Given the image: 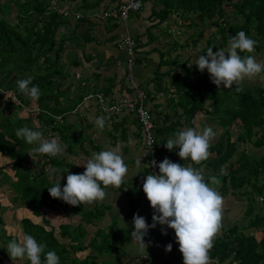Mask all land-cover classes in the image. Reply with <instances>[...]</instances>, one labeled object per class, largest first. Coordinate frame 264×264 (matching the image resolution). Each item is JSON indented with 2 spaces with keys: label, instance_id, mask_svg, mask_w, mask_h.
Masks as SVG:
<instances>
[{
  "label": "trees",
  "instance_id": "16d2710c",
  "mask_svg": "<svg viewBox=\"0 0 264 264\" xmlns=\"http://www.w3.org/2000/svg\"><path fill=\"white\" fill-rule=\"evenodd\" d=\"M53 2L54 0H0V139L5 144L9 142L7 139H13L7 131L8 125L15 129L28 127L40 130L46 139H51L56 134L60 143L66 145L65 150H68L69 142L66 138L69 135L66 130L70 124L65 114L82 95L75 101L69 99L71 82L67 81L69 73L62 57L69 45L81 50L82 42L79 37L82 36L84 40L88 37H85L86 32L79 35L77 31L82 18L70 24L57 13ZM168 2L173 5L168 6ZM93 5L87 3V0H80L78 4L70 5V9L80 11L92 8ZM170 7L189 15L188 24H192L193 19H213L212 24L219 32L220 46H224L239 31H244L257 42L255 50L264 47V0H163L158 17L163 18ZM225 7L231 12L225 14ZM110 15L117 18L115 13L111 12ZM196 40L198 39L192 38L191 41L196 43ZM206 43L208 46L210 41L207 40ZM239 54L242 57L246 55ZM72 62L75 63L74 60ZM171 62L173 60L169 57L162 61L167 65ZM155 74L158 75L157 71ZM28 77L40 89L41 94L37 100L25 97L17 88L16 81ZM171 78L176 83V89L183 92L177 95L180 111L175 114L183 116L185 126L192 128L189 122L191 117L196 112L204 111L222 129L217 140L210 145L209 153L212 156L203 161L208 169L206 182L209 177L214 176L218 180L215 189L220 195L230 192L241 194L244 198V209L240 215L242 223H235L227 228L222 226L220 234L214 238L209 255L216 258L217 264H264V155L250 154L243 147L246 142L254 147L264 144V88L237 91L236 85L231 89L223 86L214 89L211 84L204 93L188 80H180L178 74ZM2 90H9L14 100H10L7 95L2 96ZM147 94L148 92L146 97ZM207 98H211V102L205 109L204 101ZM32 103L35 107H31ZM19 108L25 110V116L17 114ZM57 116L61 120L55 122ZM11 117L15 118V124L10 123ZM152 123L154 126L153 119ZM231 126L236 128L233 138L229 132ZM168 128H173L176 132L180 128V122H171L165 132ZM114 129L116 130L115 126ZM160 130L154 131L153 135L162 162L160 152L165 149L166 139L157 134ZM237 143L242 145L239 150H236ZM2 151L14 159L10 168L15 179L13 183H7L10 191L8 201L12 205L27 208L29 216L18 219L21 231L19 235L6 234L0 228V264H7L5 262L10 260L6 251L7 243L23 234H31L38 243L45 245V253L55 251L59 264H84L88 260L87 264H95L96 255L93 250H86L88 245H92L95 252L114 250V243H118L120 239L114 231L100 232L96 229L94 235L88 236L83 230L84 224L94 225L93 219L96 221L102 215L98 203L88 207L71 206L52 198L48 192L47 188L52 186L47 175L49 169L62 168L64 174L70 165L76 174L78 168L67 163L64 156L40 155L33 149L31 156L44 158L38 169H35L30 167L27 159L10 155L7 150L0 148V152ZM31 156L28 151V157ZM64 184L66 179L61 178V187ZM3 209L6 207L0 205V225ZM49 212L61 215L64 221L53 225L47 215ZM244 230H250L251 233L241 232ZM81 251H84L86 257L79 259L77 255L73 256ZM180 261L183 264V258ZM19 264L30 262L24 259Z\"/></svg>",
  "mask_w": 264,
  "mask_h": 264
},
{
  "label": "crops",
  "instance_id": "0c3cea01",
  "mask_svg": "<svg viewBox=\"0 0 264 264\" xmlns=\"http://www.w3.org/2000/svg\"><path fill=\"white\" fill-rule=\"evenodd\" d=\"M123 1L125 0H87V3L94 5L92 8L87 7L80 11L70 9V5L78 4L80 0H54L53 2L57 13L70 24L81 17L82 20L77 31L80 33L79 35L86 32L85 37H88L87 40H84L82 36L79 37L82 42L81 50L69 45L62 57L69 73L67 81L71 82V90L73 88L74 95L72 96L82 95V97L65 114L67 122L70 124L66 130L69 138L80 139L81 137V141L76 145V153L70 154L72 148L68 143V150H65L61 156L66 158L67 163L75 165L71 162L72 159L79 157V161L84 159L86 162L94 152L119 147L123 160L128 166V173L119 189L109 186L105 189V199L96 202L101 207L104 206L102 215L96 221L93 219L94 225L84 224L83 226V230L88 236L94 235L96 229H99L100 232L112 230L120 236L118 243H114L116 246L114 250L95 252L92 245L87 246L86 250H93L96 255L95 264H142L141 256L144 254L147 255V264H180L182 254L174 256L173 247L171 252L165 251L166 246L170 243L162 241L158 236L162 229L161 225H157L154 229L150 228L145 237V243L148 244L146 250H140L131 240L130 233L134 230L132 226L134 214L138 213L145 217L149 225L152 223L153 215V209L142 190L143 179L149 174L148 154L144 148L134 113L128 111L103 113L94 100L84 97L86 93L99 92L106 102H110L121 97L132 98L134 96L130 83L123 79L126 51L119 42L124 35L132 37L135 41L136 52L132 68L133 80L136 87L145 94L144 103L154 122L153 132L161 129L157 134L167 141L175 133L173 128H168L169 130L165 132L171 122H180L179 130L186 127L184 119L175 114L176 111H180L177 105V95H181L183 92L176 89V83L171 78L172 75L178 74L180 80H188L196 89H200L204 93L211 84L216 89L207 70L201 73L198 67L192 63L199 55L206 54L209 47L213 48L214 52L219 48H226L228 41L224 46H220L219 32L212 24L213 19H193L194 22L188 24L190 23L189 15L180 9L174 10L171 7L163 18H159L157 13L163 6V0H141V7L135 12H129L122 20L118 17L113 18L112 15L101 16L105 10L115 13L116 6ZM172 2H168V6L173 5ZM225 8V14L231 12L228 7ZM58 9H64L66 14L59 13ZM62 30L65 31L64 28ZM192 38L198 39L196 43H192ZM207 40L210 41L208 46ZM252 55L257 61L264 62V47L255 50ZM166 57L173 60L170 65L162 63ZM156 71L158 75L155 74ZM261 75L264 76V73ZM76 86L84 87V91L75 90ZM260 87L264 88V79L260 77L252 80L246 79L239 86L240 89L249 91ZM146 92H148L147 97ZM210 102L211 98L204 101L205 109L208 108L206 106L208 103L210 106ZM101 116L105 117L103 129L95 124L96 118ZM189 122L192 128L199 132H202L205 127H212L215 137L210 145L217 140L222 131L213 118L204 111L196 112ZM235 129L233 126L229 128L232 138ZM54 137L58 138L56 134L51 138ZM85 140L90 143V146L83 144ZM243 147L250 154L264 155V144L254 147L250 142H246ZM241 148V143H237L236 150ZM178 151V149L169 151L165 148L160 152L162 161L167 157L173 162L187 166L189 162L182 161L177 155ZM68 153L71 157H67ZM193 166L202 169L205 177L208 175V169L203 162ZM70 168L73 169V167ZM76 168L82 172L85 171L80 166ZM55 170L57 175L59 172L62 174V168H55ZM67 171L63 174L64 176H67ZM63 175L60 176V179L67 178ZM212 187L216 188V185H212ZM221 196L223 197L222 226L227 228L235 223H242L240 215L244 209V198L241 194L228 192ZM244 231L241 232L244 233ZM219 234L220 231L216 236ZM86 242L85 237L84 244ZM76 254L77 252L73 256Z\"/></svg>",
  "mask_w": 264,
  "mask_h": 264
},
{
  "label": "clouds",
  "instance_id": "9594fccd",
  "mask_svg": "<svg viewBox=\"0 0 264 264\" xmlns=\"http://www.w3.org/2000/svg\"><path fill=\"white\" fill-rule=\"evenodd\" d=\"M256 44L244 31H239L228 40L226 48H219L214 52L209 47L206 54L199 55L192 64L201 73L207 70L211 82L218 89L221 86L231 89L236 85V90L239 91V86L246 79H264L261 75L264 73V62L257 61L252 55ZM239 53L246 55L242 57ZM16 85L25 97L39 99L40 89L32 84L31 77L18 79ZM95 124L103 129L105 117H97ZM15 135L34 146L29 149L30 156L33 149L36 153L49 157L62 155L66 149V145L61 144L58 138L46 139L40 130L21 127L15 129ZM214 137L212 127H205L202 132L191 127L178 129L167 139L164 147L169 151L178 149L177 155L182 161H188V165L173 162L167 157L158 164L155 160L151 161V168L156 166L159 171L146 175L142 190L153 209L152 223L149 225L145 217L134 214V230L130 233L131 240L140 250L148 247L145 237L150 228L167 226L174 230L183 264H213L209 253L213 248L214 238L222 227L223 197L212 187L218 184L216 177H209L206 182L203 170L193 165H200L209 158L210 143ZM80 166L85 171L82 174H68L63 187L56 170L49 174L52 186L47 189L52 198L71 206L91 205L105 199V189L109 186L119 189L128 173V166L119 147L94 152ZM45 247L33 235L23 234L8 242L6 251L15 264L17 260L24 259L30 264H59L56 252L45 253ZM171 250L172 244H168L165 251Z\"/></svg>",
  "mask_w": 264,
  "mask_h": 264
},
{
  "label": "built area",
  "instance_id": "2783aa9c",
  "mask_svg": "<svg viewBox=\"0 0 264 264\" xmlns=\"http://www.w3.org/2000/svg\"><path fill=\"white\" fill-rule=\"evenodd\" d=\"M141 7V0H125L122 3H119L114 12L117 14L118 19H125L129 12H135ZM59 13L66 14L64 9H58ZM111 14V11L105 10L102 12V17H108ZM120 44L124 47L126 51V58L124 61L123 69V79L130 83L131 88L134 91V96L121 97L116 101L106 102L101 93L99 92H89L86 93V99H92L96 102L97 107L103 113H120L122 111H128L134 113L138 125L139 133L143 141L144 148L148 154V171L151 172L159 171L158 167L153 166L151 168V161L155 160L157 164L161 162V158L158 155V151L155 146V138L153 135V123L151 114L146 107L144 100V92L137 88L132 77V68L134 65V60L136 57L135 52V41L132 37L124 35L119 40ZM59 117H57L58 119ZM166 232V234H164ZM159 237L162 241L172 244L174 256L180 255L179 245L176 243L174 230L163 226V229L159 233ZM147 255L144 254L141 256L142 264H147ZM213 264H217L215 257H211Z\"/></svg>",
  "mask_w": 264,
  "mask_h": 264
},
{
  "label": "rangeland",
  "instance_id": "374dc122",
  "mask_svg": "<svg viewBox=\"0 0 264 264\" xmlns=\"http://www.w3.org/2000/svg\"><path fill=\"white\" fill-rule=\"evenodd\" d=\"M73 86H74V83H73ZM83 88L84 87H80V86L78 87V86H76L74 89L75 90H78L79 92H82V91H84ZM69 94H70L69 95V99H72L74 101L77 100V98H78L77 96H72V95H74L73 94V88H72V90L70 89ZM4 95H7L10 98V100H14V97H13L12 93L9 90H2V96H4ZM32 106L35 107L34 103L31 104V107ZM206 106L209 107V103ZM17 114L19 116H25L26 112H25V110H23V108L22 109L19 108L17 110ZM14 119L15 118L11 117L10 118V123L15 124V120ZM182 119H183V116H182ZM66 120H67V118H66ZM58 121H60L59 118L58 119H55V122H58ZM66 133H67V131H66ZM7 137H9V136H7ZM68 138H69V136L66 138V140H68V142H69V144L71 145V148H72L70 154H74V153H76V150H77L76 145H77V143L79 141H81V137H80V139H77V138L76 139H73V138L72 139H68ZM7 141H9L8 143H10V145H13L14 147L16 146V143H15L14 139H10L9 138V140L7 139ZM8 143H6V144H8ZM83 144H86V145L88 144L87 146H90V143L88 141H86V140L84 141ZM32 147H33V145H31V148ZM31 148H29V149H31ZM29 149H28V151H29ZM70 154L68 153L67 154V157H71ZM254 155H255V153H254ZM25 159H27L26 161H28L30 163V167L35 168V169H38L39 163H41L42 159H44V158H42L40 156H31V157H28V155H27V157ZM71 162L75 163L76 167L77 166H80V165H83L85 163L84 159H83V161H79V157L77 159H72ZM11 163H14V159H11L6 154L5 151L0 152V167H1L0 172H1V177H2V178H0L1 179L0 180V205L6 207V209H3L2 213H1L2 224L0 225V228H1V230H4L6 234L10 233V234H17V235H19V234H21V231H20V226H19L18 219L20 217H22V216H25V215L29 216V212H28L27 208H25L23 206L22 207H18L17 205H12L8 201V198L10 196V191L8 189L9 186H7V183L8 182H12L15 179L14 176L12 175V170L10 168V164ZM61 166L62 165H60V167ZM70 167L71 166L68 165V167H67L68 168V171L66 170L68 174H70V173L72 174L74 172L73 169L71 170ZM80 167L83 168V169H85L83 166H80ZM53 170H55V168L49 169L47 171L48 178H49V174ZM57 172H59V171H57ZM81 172L82 171L79 169V171H76V174H79ZM67 173H66V175H68ZM58 175L59 176H62L63 173L61 174V172H59ZM64 177H67V176H64ZM98 207L100 209H103L104 208V206L101 207L100 205ZM47 215H48V217H49V219H50V221H51V223L53 225H56L59 221H62V220L64 221V218L61 219L62 218L61 215H59L57 213H54V212H51L50 213L49 212ZM35 220H37V219H35ZM249 231L246 230V231H244V233L249 232ZM76 255H77V257L79 259H82V258L86 257L84 255V251H81V252L77 253ZM88 258H90V257H88ZM19 261L20 260H17L16 261V264H19ZM88 261L86 263H84V264H87ZM5 263H7V264H15V262H13L11 259L9 261L5 262ZM79 264H81V263H79Z\"/></svg>",
  "mask_w": 264,
  "mask_h": 264
},
{
  "label": "water",
  "instance_id": "95a60500",
  "mask_svg": "<svg viewBox=\"0 0 264 264\" xmlns=\"http://www.w3.org/2000/svg\"><path fill=\"white\" fill-rule=\"evenodd\" d=\"M6 128L12 138L16 141V146L14 147L13 145L5 144L0 139V148L7 150L10 155L19 156L22 159L26 158L28 155V149L31 148V145L16 137L15 128H12L8 125H6Z\"/></svg>",
  "mask_w": 264,
  "mask_h": 264
},
{
  "label": "flooded vegetation",
  "instance_id": "af4514ba",
  "mask_svg": "<svg viewBox=\"0 0 264 264\" xmlns=\"http://www.w3.org/2000/svg\"><path fill=\"white\" fill-rule=\"evenodd\" d=\"M10 144V143H9Z\"/></svg>",
  "mask_w": 264,
  "mask_h": 264
}]
</instances>
